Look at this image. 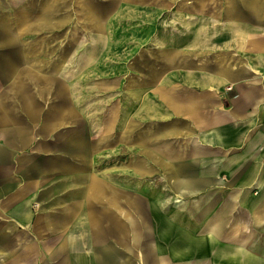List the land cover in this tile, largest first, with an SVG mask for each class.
<instances>
[{
	"label": "crops",
	"instance_id": "1",
	"mask_svg": "<svg viewBox=\"0 0 264 264\" xmlns=\"http://www.w3.org/2000/svg\"><path fill=\"white\" fill-rule=\"evenodd\" d=\"M68 3L0 0V264H264V0H157L171 41L91 113L26 37Z\"/></svg>",
	"mask_w": 264,
	"mask_h": 264
},
{
	"label": "rangeland",
	"instance_id": "2",
	"mask_svg": "<svg viewBox=\"0 0 264 264\" xmlns=\"http://www.w3.org/2000/svg\"><path fill=\"white\" fill-rule=\"evenodd\" d=\"M161 11L157 0H85L84 8L82 3L69 0L68 10L63 7L61 11L59 7L53 14V30L67 26L66 31L26 37L46 49L38 53L52 59V74L68 77L74 92L78 85L76 76L84 75L86 81L79 80V87L85 86V104L91 113L94 104L101 108L103 102L107 105L112 98L121 101L131 73L134 78L139 76L141 59L156 53L147 50L148 44L171 41L173 18L162 14V18L158 17ZM94 75L101 79V90L113 92L111 96L106 92L99 96L92 83ZM122 153L123 150L116 152Z\"/></svg>",
	"mask_w": 264,
	"mask_h": 264
},
{
	"label": "built area",
	"instance_id": "3",
	"mask_svg": "<svg viewBox=\"0 0 264 264\" xmlns=\"http://www.w3.org/2000/svg\"><path fill=\"white\" fill-rule=\"evenodd\" d=\"M228 89L231 90L232 89V86H229Z\"/></svg>",
	"mask_w": 264,
	"mask_h": 264
}]
</instances>
